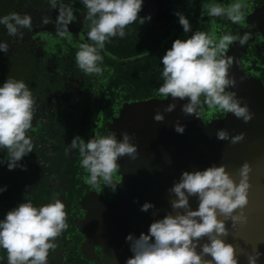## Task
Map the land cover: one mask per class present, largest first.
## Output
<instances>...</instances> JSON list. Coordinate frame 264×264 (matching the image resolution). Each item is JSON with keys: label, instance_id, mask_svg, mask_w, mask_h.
<instances>
[{"label": "clouds", "instance_id": "obj_1", "mask_svg": "<svg viewBox=\"0 0 264 264\" xmlns=\"http://www.w3.org/2000/svg\"><path fill=\"white\" fill-rule=\"evenodd\" d=\"M81 2L87 9V39L92 43L79 45L75 63L86 75H101L104 59L101 51L105 44L114 37H125L129 25L137 21L143 25L151 20V15H139L144 0ZM50 6L56 9L58 0H50ZM203 7L209 18L227 17L232 23L240 24L245 18L247 4L235 0L226 7L216 3ZM175 15L185 33L192 31L189 19L182 12L176 11ZM75 19L70 7L59 4L57 34L71 40L68 25ZM42 23L48 24L49 20L44 18ZM0 25L5 26L10 36L22 38V29L32 30V18L13 12L0 17ZM248 39L247 34L217 37L201 30L187 39H175L161 57L163 83L157 90L160 100L171 97L173 102L163 106V111L157 109L154 121L164 122V113L176 109L175 101L186 100L181 105L185 116L201 118L202 110L207 106L213 112L231 113L244 123L250 122L254 113L247 102L242 103L243 98L229 90L237 87L238 82L230 75L234 57L228 55L231 45L238 41L243 46ZM0 51L7 53L9 45L0 43ZM240 79L243 81L244 77ZM35 105V98L24 81L6 79L0 85V149L7 150L9 170L18 166L24 168L18 162L33 152L34 143L28 132L33 128ZM174 128L180 134L185 131L179 119ZM121 136L122 139H117L116 132L112 131L108 135L91 137L86 142L76 135L66 149L79 150L81 167L88 174L84 183L98 194L101 185L116 191L117 184L122 181L114 180L121 167L120 158L128 156L134 160L139 155L138 145L132 142L135 134L123 131ZM216 138L235 145L244 141L245 133L230 135L221 128L216 131ZM226 167L213 164L204 170L183 171L179 180L167 190L172 197L169 201L171 211L162 219L154 220L147 233L142 232L139 237L127 235L126 241L133 255L125 264H240L236 246L225 239L230 234L226 221H231L232 229L249 222L245 209L249 204L252 166L245 161L235 176ZM3 191L6 186L0 187V192ZM190 197L198 200L196 209L190 206ZM154 207L145 202L141 211ZM67 220L62 200L53 198L52 202L37 207L25 198L0 219V249L7 253V264H48L49 252L56 249L57 238L68 228ZM260 256L261 253L254 250L247 256L248 264H258Z\"/></svg>", "mask_w": 264, "mask_h": 264}, {"label": "flooded vegetation", "instance_id": "obj_2", "mask_svg": "<svg viewBox=\"0 0 264 264\" xmlns=\"http://www.w3.org/2000/svg\"><path fill=\"white\" fill-rule=\"evenodd\" d=\"M167 1L144 0L143 7L150 10L151 20L159 22L160 18L164 24L160 23L157 29L150 28L151 20L143 25H140L139 21L133 24L139 25L137 34L126 43L136 46V55L123 56L116 53L115 44L118 41L114 37L112 44H105L101 51L104 57L102 74L86 75L75 63L79 45L92 43L87 39L88 22L82 8L78 6L79 3L68 5L58 2V7L53 9L50 0H36L34 4L27 0H7V3L6 0H0L2 13L11 10L21 15L28 14L32 18V30L22 29V38H11L8 37V32L0 31V43L9 45L7 53L0 51V85L6 79L22 80L28 85L36 101L33 128L28 132L34 143L33 152L18 162L25 167L18 166L9 170L7 150L0 149V187L6 186V191L0 192V219H3L9 210L24 202L25 198L37 207L52 202L53 198L62 200L68 217V228L57 238L56 249L49 252L48 264H119L107 253L106 246L100 239H97L95 228L101 224L80 223L90 221L94 212L102 210L98 208V202L95 209H90L91 194L96 193V190L84 183L88 174L81 167L82 157L79 150L66 149L76 135L87 142L91 137L110 134L115 120L121 117L122 109L126 105L154 102V96L130 93L137 87H129L128 81L126 82L127 77H132V74L122 71V68L129 66L125 63L135 59L149 61L152 53H155V56L159 54L157 51L165 53L175 39H187L195 31L201 30L217 37L222 34H247V52L257 53L253 55V63L264 72V59L260 58V55L264 57V38L251 18L255 10L264 4V0L243 1L247 8L245 18L240 24L232 23L227 17L209 18L203 7L211 3L226 7L235 0H173L172 3ZM10 2L18 4L8 7ZM59 4L70 7L76 17L68 25V36L71 40L67 36L60 37L57 34ZM163 5L169 8L161 12ZM172 5L176 7L172 8ZM172 10L174 15L171 20H164L161 13H169ZM176 11L182 12L189 19L192 31L184 32L179 18L175 15ZM139 15L147 16V12L141 11ZM44 18L49 20L48 24L42 23ZM223 24L227 29L223 28ZM144 40L146 44H153L154 47L143 51ZM231 46L228 55L235 56L240 51L239 47L243 50L241 46ZM244 56L243 53L242 57ZM155 66L157 67L156 64ZM255 78L247 77L243 81L244 86L250 88L251 80H260ZM230 114L204 109L201 119L203 122L210 119L223 120ZM143 150L141 147L138 152ZM122 159L123 157L118 162L121 163ZM124 175L122 177L119 172L115 175V181L122 180L117 184L115 192L101 185L103 188L97 197L102 196L109 202L117 199L121 187L128 183L129 175ZM107 227L112 238V230L116 227ZM0 264H7V253L3 249H0Z\"/></svg>", "mask_w": 264, "mask_h": 264}, {"label": "water", "instance_id": "obj_3", "mask_svg": "<svg viewBox=\"0 0 264 264\" xmlns=\"http://www.w3.org/2000/svg\"><path fill=\"white\" fill-rule=\"evenodd\" d=\"M149 11L146 9L147 15H149ZM173 15V10L164 14V20L170 21ZM251 18L264 38V4L255 10ZM236 80L238 82L236 88L243 85L241 79ZM254 86L256 87V84ZM244 88L246 87L244 86ZM247 104L250 111L254 113L253 119L248 123L237 119L233 114L223 120H213L208 125L194 116V118H189L179 113L166 117L164 113V122L155 121L154 129L152 127V130L146 133V113L155 112L159 109L157 104L153 102L145 103L143 112L126 124L123 131L134 133L135 137L132 142L138 145V150L141 147L144 150L134 160L124 156L121 163L118 162L121 165L119 174L122 170L124 174L129 176L127 178L128 183L121 187L122 190L120 189L117 199L110 202L104 198L99 201L91 199L90 206V209H95L98 202V208L101 210L105 208L111 210L110 205L121 210L119 214L115 213L116 228L112 230V238L110 235L107 237H104V234L100 235L102 231L100 226L95 228V233L98 235L97 239H100V242L109 249L122 251L121 256L118 257L120 264H125L126 260L133 255L130 244L126 241L127 235L131 233L139 237L142 232L147 233L154 220L162 219L171 211L169 201L172 197L167 190L179 180L182 172L185 170L190 172L204 170L212 166L214 161H224V165L227 166L226 170L234 176L236 170L245 161H248L252 166L249 204L245 209L249 222L247 225H238L236 229H232L231 221H226L230 234L225 239L226 242L236 246L237 254L253 252L254 250L264 253V96L258 100L249 99ZM119 119L121 117L117 118L115 122ZM177 119L185 126L183 134L175 131L174 125ZM115 122L112 131L116 132L117 139H122L121 133L123 131L118 125L119 121ZM221 128L226 129L230 135L244 132V141L232 145L229 141L217 139L216 131ZM195 153L199 156L195 157ZM206 153L207 155H205ZM192 164L196 169L192 167ZM235 178L238 182L239 177L236 176ZM145 202H150L155 207L146 212L141 211V206ZM189 202L193 209L198 207V200L195 197H190ZM100 215H102L101 212H94L93 219L80 223L95 222L101 224ZM105 232H109L108 227ZM205 241H201V243Z\"/></svg>", "mask_w": 264, "mask_h": 264}, {"label": "rangeland", "instance_id": "obj_4", "mask_svg": "<svg viewBox=\"0 0 264 264\" xmlns=\"http://www.w3.org/2000/svg\"><path fill=\"white\" fill-rule=\"evenodd\" d=\"M243 1H247V0H243ZM171 7L175 8L176 6L172 5ZM149 23H150V25H149L150 28L157 29V26L159 27L160 23L164 24V21H162V19L159 18V22L158 21L153 22L151 20ZM223 28L227 29V27L224 24H223ZM247 43L249 44V42H247ZM247 43L244 44L243 46H241L239 44V42L237 41L231 46L232 48H235L238 45V47L241 46L243 48V50H241V48L239 47L240 51L237 52V54L235 56H233L234 57V63L230 67V70H229L230 75H232L235 79H240L241 77H244V78L258 77L260 80L257 83H256V81L251 80V87H250L251 89L244 88V82H243L242 86H240L239 88L235 87V88H233V90H231V91H235L237 93L238 97L243 98V100L241 101L242 103L247 102V100H249V99L258 100L261 96H264V82H263L264 72H262V70H260L259 67H257V65H255L253 63V60H254L253 55L257 54V53H253L250 51L247 52ZM106 44L111 45L112 39L109 43H106ZM262 47L264 48V46H262ZM254 49L258 51L257 48H254ZM157 52L159 53L157 56H155V53H152L150 55L149 61H143V60L138 61L137 59H135L131 62L129 61V63H125V65L129 64V66L122 68V71L126 72V74L128 72H130L132 74V77H130V78L127 77V80H126V82L128 81L129 87H131V86L137 87V88L133 89L134 91H130L131 94H134V95L143 94V95L154 96L153 101L157 104L159 109L161 108L160 110L163 111V106H166L168 103H172L173 101L171 100V97H169L168 99H165V100H160V98L157 95V90L161 86V84L163 83V78H162L163 65L161 63V57L165 54V53L161 54V52H163V51H157ZM243 53L245 54L244 57H242ZM155 64L157 65V67L155 66ZM256 79L257 78H255V80ZM149 84H150V86L148 87ZM255 84H256V87L254 86ZM144 97H149V96H144ZM135 98L138 99V97H136V96H135ZM146 102L129 104V105H126L127 107L125 106L122 109V115H121L122 120L121 119L118 120L119 121L118 125L121 126L122 131L128 122L137 118L143 112L144 104ZM186 102H187L186 100L185 101H181V100L175 101V103L177 104L176 109L171 113H165L166 117L178 115L179 113L183 114L181 112V105L183 103H186ZM148 104H150V103H148ZM204 109L209 110L207 108V106H204L203 110ZM154 114H155V112H151V111H150V113H146V118H145L147 120V124L145 125L146 133L148 131H151L152 127H153V129L155 127V121L153 119ZM188 117L194 118L193 116H188ZM201 118H199L200 121H202ZM213 120H215V119H210L208 121H204V122L202 121V122L203 123L207 122L205 124H208V123L210 124V123H212ZM118 121H116V123ZM205 155H207V153ZM198 156L199 155L195 153V157H198ZM213 164L219 166L220 164H225V163H224V161H222V162L221 161H218V162L214 161ZM192 167L195 168L194 164H192ZM120 174L122 177L125 176L124 172H120ZM101 188H103V187H101ZM97 196H100V195L98 193H92L91 194L92 199H97L99 201L103 198L102 196L100 198H98ZM109 207L111 208V210L105 208L104 210L101 211L102 215H100V218L102 221L101 225H100V228L102 229V231L100 232V235L104 234V237H107L110 235V231L105 232L107 229V225H110L112 228L115 227V220H116L115 213L119 214V209H117L111 205ZM118 228H119V226H118ZM106 250H107V253H109V255L111 257H113L114 261H116L120 264V262L118 261V257L121 256L122 251H120V250L114 251V250H112V248L109 249V247H107V246H106ZM250 253H252V252H242L240 254H237L239 257L240 264H248L247 256ZM207 258L211 259V257H207ZM111 260H112V258H111ZM258 264H264V253H261V256L258 259Z\"/></svg>", "mask_w": 264, "mask_h": 264}, {"label": "trees", "instance_id": "obj_5", "mask_svg": "<svg viewBox=\"0 0 264 264\" xmlns=\"http://www.w3.org/2000/svg\"><path fill=\"white\" fill-rule=\"evenodd\" d=\"M11 1V0H10ZM27 1H29L31 4H34L33 2H35L36 0H27ZM77 0H58V2H62L63 4H68V5H72L73 3H75ZM167 2H173V0H168ZM6 3H7V0H6ZM9 3V2H8ZM11 4L10 5H8V7L9 6H11L12 4H15V5H17L18 3H15V2H10ZM76 3H79L78 1L76 2ZM80 5H78L79 7H81L82 8V10H83V12H84V14H86V11H87V9L84 7V5L82 4V2H80L79 3ZM16 8V7H15ZM169 7H165V6H163L162 7V10H161V12H163L164 10H166V9H168ZM21 9V8H20ZM15 11V10H14ZM142 11L145 13V11H146V7H143L142 8ZM10 13H13V11H9V10H7V12L6 13H2V9L0 8V17H3V16H5V15H7V14H10ZM164 14H166V13H161V15H163L164 16ZM138 28H139V25H136V26H133V24H131V25H129L127 28H126V35H125V37H123V38H120V37H115L116 39H117V41H118V43H116L115 44V52L116 53H118V54H120V55H131V56H134V55H136L135 53L137 52V50L135 49V45L134 44H131V45H128L126 42H129V40L131 39V38H133L134 36H136V34H137V31H138ZM1 30H3L4 32L6 31L7 32V30H6V28H5V26L4 25H0V31ZM8 35V37H14V36H10L9 34H7ZM138 47V46H137ZM153 48L154 47V45L153 44H146V40H144L143 41V45H142V50L143 51H146V50H148V49H150V48ZM261 51V50H260ZM260 58H261V60H263L264 59V57L262 56V55H260Z\"/></svg>", "mask_w": 264, "mask_h": 264}]
</instances>
